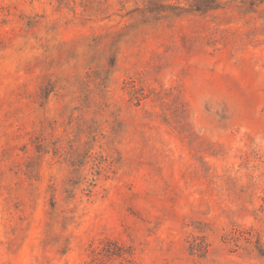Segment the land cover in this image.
Listing matches in <instances>:
<instances>
[{
    "label": "rangeland",
    "instance_id": "obj_1",
    "mask_svg": "<svg viewBox=\"0 0 264 264\" xmlns=\"http://www.w3.org/2000/svg\"><path fill=\"white\" fill-rule=\"evenodd\" d=\"M0 264H264V0H0Z\"/></svg>",
    "mask_w": 264,
    "mask_h": 264
}]
</instances>
